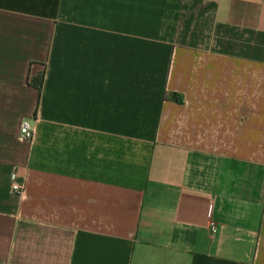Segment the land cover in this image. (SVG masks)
<instances>
[{"label": "crops", "instance_id": "crops-1", "mask_svg": "<svg viewBox=\"0 0 264 264\" xmlns=\"http://www.w3.org/2000/svg\"><path fill=\"white\" fill-rule=\"evenodd\" d=\"M0 264H264V0H0Z\"/></svg>", "mask_w": 264, "mask_h": 264}, {"label": "built area", "instance_id": "built-area-1", "mask_svg": "<svg viewBox=\"0 0 264 264\" xmlns=\"http://www.w3.org/2000/svg\"><path fill=\"white\" fill-rule=\"evenodd\" d=\"M20 140L22 141H32L34 138V129L31 128L29 121L25 120L20 128V134H19ZM13 191L17 195H22L24 193V186L21 185H13ZM210 229L212 232H216L217 228L214 223L210 224Z\"/></svg>", "mask_w": 264, "mask_h": 264}, {"label": "trees", "instance_id": "trees-1", "mask_svg": "<svg viewBox=\"0 0 264 264\" xmlns=\"http://www.w3.org/2000/svg\"><path fill=\"white\" fill-rule=\"evenodd\" d=\"M35 87L38 88L39 93L41 94V89L44 83V75H40L39 77H37L36 79H33L31 82ZM165 98H167V95H165ZM175 100H179L177 97L174 96Z\"/></svg>", "mask_w": 264, "mask_h": 264}]
</instances>
